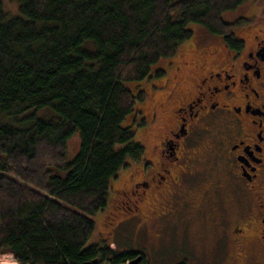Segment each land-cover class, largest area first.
Listing matches in <instances>:
<instances>
[{"label": "trees", "instance_id": "trees-1", "mask_svg": "<svg viewBox=\"0 0 264 264\" xmlns=\"http://www.w3.org/2000/svg\"><path fill=\"white\" fill-rule=\"evenodd\" d=\"M248 1L18 0L10 12L0 0V254L21 264L135 258L88 241L112 180L144 153L126 123L141 83L166 74L156 65L192 36L190 23L231 35L224 14Z\"/></svg>", "mask_w": 264, "mask_h": 264}, {"label": "flooded vegetation", "instance_id": "flooded-vegetation-1", "mask_svg": "<svg viewBox=\"0 0 264 264\" xmlns=\"http://www.w3.org/2000/svg\"><path fill=\"white\" fill-rule=\"evenodd\" d=\"M258 11L230 21L231 35L192 41L170 76L164 67L165 75L143 80L137 126L144 153L114 179L111 224L135 219L159 241L177 224L201 235L211 226L215 250L225 233L229 238L227 264H264L263 6ZM133 252L149 264L145 250Z\"/></svg>", "mask_w": 264, "mask_h": 264}, {"label": "rangeland", "instance_id": "rangeland-1", "mask_svg": "<svg viewBox=\"0 0 264 264\" xmlns=\"http://www.w3.org/2000/svg\"><path fill=\"white\" fill-rule=\"evenodd\" d=\"M3 2L10 12L18 11V0H3ZM262 6L263 11H261V13L264 12V0H249L245 4L239 6L237 9L226 12L224 17L227 21H232L236 18H240L241 16H253L259 13L258 10ZM189 26L193 30L192 36L179 46L178 51L173 57L161 60L156 65V67H166L169 70L168 76L173 74L177 64L186 59V53L191 50L189 48V44L192 41V44L196 43L198 46H201L206 42L214 40L213 34L205 26L197 23H190ZM136 85V83H130V87L135 90L138 87ZM146 85L149 86L148 84ZM137 109H139V104L137 105ZM134 114H136V112ZM134 114H131V116L126 120V123L130 125L135 124L136 136L139 139L144 140L143 138L145 134L143 129L137 126L136 123L138 121V116H134ZM40 115L50 116L52 115V112L50 109H45L40 112ZM78 143L79 138L77 135L70 140L68 147V152L70 155L75 153ZM148 144L149 146L152 145L151 141L150 143L148 142ZM123 171L125 172L123 174L129 172L128 169ZM218 178H220V180L225 183V192H228L230 189L228 188L229 186L227 184V175L224 172H219ZM114 185L116 186L117 184L115 180H112L108 193L107 205L103 209L96 211L94 215L96 228L89 237L88 243L105 239L111 242L112 248L117 246L120 249L125 250L143 249L146 251L149 264H171V262L181 260L185 261L184 264H198L201 260L212 261V264H227V261H229L227 257L230 244L229 238L225 233V236L221 239V245L219 249L215 250L213 241L216 236L213 234L211 226L204 235H201L200 232L194 228H186L183 225L177 224L172 229H170L171 227L167 228L166 236L161 237L159 241L156 236L150 233L149 229L146 231L142 228L140 229L138 227V222L135 219H129L127 222L123 221L111 224L110 222L113 219L112 217H116L115 213L113 214L112 212H117L114 207L111 208L108 206L113 197L114 192L112 186ZM228 204H230V200L226 198L225 205L228 206ZM126 209L130 211L129 208ZM118 211L126 210L118 209ZM234 213L235 206L231 204L228 210L225 211L228 221L232 218ZM119 217H122V215ZM164 242L173 245L165 244L164 246H157L159 243L162 244ZM0 264L21 263L15 260L11 253H3L0 254Z\"/></svg>", "mask_w": 264, "mask_h": 264}, {"label": "water", "instance_id": "water-1", "mask_svg": "<svg viewBox=\"0 0 264 264\" xmlns=\"http://www.w3.org/2000/svg\"><path fill=\"white\" fill-rule=\"evenodd\" d=\"M141 256H137L135 258H133L130 262H128V264H138L141 261Z\"/></svg>", "mask_w": 264, "mask_h": 264}]
</instances>
